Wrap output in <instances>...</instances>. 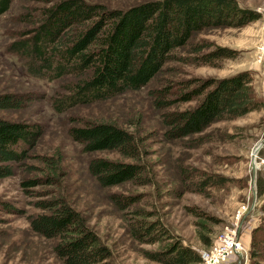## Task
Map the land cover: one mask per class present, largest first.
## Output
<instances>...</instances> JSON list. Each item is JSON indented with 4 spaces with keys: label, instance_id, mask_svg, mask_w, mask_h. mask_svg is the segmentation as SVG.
<instances>
[{
    "label": "trees",
    "instance_id": "1",
    "mask_svg": "<svg viewBox=\"0 0 264 264\" xmlns=\"http://www.w3.org/2000/svg\"><path fill=\"white\" fill-rule=\"evenodd\" d=\"M36 2L50 6L24 10L15 19L14 23L24 28L15 32L17 40L8 51L22 61L31 77L58 83V90L50 98L58 114L140 91L173 61L211 66L229 59L230 50L196 42L195 36L210 29H240L260 18L236 0H149L124 10L84 0ZM11 10L12 0H0V17ZM172 85L149 93L155 109L162 112V136L167 142L202 134L215 122L264 109L246 71L222 79L191 78ZM172 89L174 98L169 99ZM32 100L28 94H0V110H20ZM192 102L194 105L186 109L168 110ZM68 134L85 154L113 151L123 159L97 157L88 162V174L100 187L150 183L142 160L143 140L136 133L110 121H96L73 126ZM41 136L38 124L0 118V179L13 176L15 166L28 158ZM41 160L46 167L40 171L43 174L22 182L25 189L58 184L59 161L48 156ZM224 184L223 178L211 175L194 189L202 192L203 187ZM263 194L264 185H260L257 195ZM46 197L35 203L41 213L28 221L33 233L53 242L55 257L62 264H112L111 250L82 216L63 198ZM109 200L133 241L156 246L142 252L145 259L159 264H201L200 254L172 233L158 212L142 206L143 194L113 193ZM260 211L264 215V201ZM199 238L203 246H211L210 238L204 234ZM246 264H264V216L251 231Z\"/></svg>",
    "mask_w": 264,
    "mask_h": 264
},
{
    "label": "rangeland",
    "instance_id": "2",
    "mask_svg": "<svg viewBox=\"0 0 264 264\" xmlns=\"http://www.w3.org/2000/svg\"><path fill=\"white\" fill-rule=\"evenodd\" d=\"M84 1L124 10L149 0ZM236 1L260 18L240 29H210L195 36L196 42L206 41L230 50L231 58L218 60L211 66L173 61L140 91L126 92L58 114L50 103L58 83L31 77L22 61L8 51L9 45L17 40L15 32L24 28L18 27L15 19L24 10H38L50 4L12 0V10L0 17V94H28L33 100L20 110H0V118L38 124L42 127V136L28 158L15 166L13 176L0 179V264H62L52 252L53 242L33 233L29 227V217L41 213L35 203L47 199L46 196L63 198L82 216L86 225L111 250L112 264H159L148 261L142 253L156 246L138 244L127 234L121 214L109 200L113 193L143 194L142 206L158 212L172 233L199 254L216 243L222 232L231 227L240 206L247 205L240 226V241L243 244L248 235L250 239L252 229L247 234H243V229L247 225L256 228L264 216L260 211L264 194L257 195L259 186L264 185L261 164L264 145L253 154L255 146L264 138V109L235 120L215 122L202 134L167 142L162 136V112L155 109L149 95L154 89L182 80L222 79L246 71L252 76L256 95L264 102V66L257 63L259 47L264 42V0ZM174 94L172 89L168 98L173 99ZM193 105L194 102L176 104L168 110ZM96 121L113 122L142 138V160L146 164V178L150 180L148 185L126 183L102 188L88 174L91 159L123 160L113 151L85 154L81 145L70 138L71 127ZM43 156L59 161L58 184L25 189L22 182L43 174L40 173L46 168L41 160ZM211 175L223 178L224 186L195 191L196 184ZM200 234L211 239L210 247L202 245ZM244 248L246 257L241 264H246L247 260L248 249Z\"/></svg>",
    "mask_w": 264,
    "mask_h": 264
},
{
    "label": "built area",
    "instance_id": "3",
    "mask_svg": "<svg viewBox=\"0 0 264 264\" xmlns=\"http://www.w3.org/2000/svg\"><path fill=\"white\" fill-rule=\"evenodd\" d=\"M257 63L264 66V42L259 47ZM264 166V159L261 160ZM248 206L241 205L233 216L231 227L226 228L216 243L209 249L200 253L202 264H226L234 256L242 260L246 257V249L240 241L241 221L246 215Z\"/></svg>",
    "mask_w": 264,
    "mask_h": 264
},
{
    "label": "crops",
    "instance_id": "4",
    "mask_svg": "<svg viewBox=\"0 0 264 264\" xmlns=\"http://www.w3.org/2000/svg\"><path fill=\"white\" fill-rule=\"evenodd\" d=\"M249 225H247L244 229H243V234H247L249 230L253 229V226L251 225L250 227H248ZM241 230V229H240ZM240 237H241V234H240ZM249 235H248V238L244 240V243L243 245L248 249L249 247ZM242 259L240 257H232L229 259V261L226 263V264H241V261ZM241 261V262H240ZM246 263V262H245Z\"/></svg>",
    "mask_w": 264,
    "mask_h": 264
},
{
    "label": "water",
    "instance_id": "5",
    "mask_svg": "<svg viewBox=\"0 0 264 264\" xmlns=\"http://www.w3.org/2000/svg\"><path fill=\"white\" fill-rule=\"evenodd\" d=\"M263 145H264V138H263V140H261V141L255 146V148H254V150H253V154H256V153L259 151V149H260ZM253 168H255V167H254V164H253Z\"/></svg>",
    "mask_w": 264,
    "mask_h": 264
}]
</instances>
